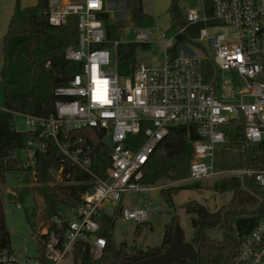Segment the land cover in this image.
<instances>
[{
	"label": "built area",
	"instance_id": "obj_1",
	"mask_svg": "<svg viewBox=\"0 0 264 264\" xmlns=\"http://www.w3.org/2000/svg\"><path fill=\"white\" fill-rule=\"evenodd\" d=\"M205 0L188 11L187 25L202 23L197 42L210 40L214 55H198L184 49L171 52L175 39L165 41L163 65L150 68L137 64L120 82L117 47L119 39L108 40L100 13L104 0H49L48 20L55 26L66 25L77 17L79 39L66 50L69 60L82 63L81 70L56 87L54 111L48 116L21 113L30 131L25 149L28 162L34 164L45 140H54L62 154L76 165L90 171L91 157L80 140L70 144L71 131L88 127L106 132L111 165L105 177H96L94 187L83 194L71 219L60 208L52 220L60 235L50 226L37 233L47 239V264H63L78 241L90 244L94 258L104 255L107 237L99 235L105 207L114 206V214L137 224L156 214L148 204L123 203L124 194H148L160 187L143 181L145 167L152 154L174 125H195L199 139L193 143L190 174L184 183L218 176L253 177L261 190L264 204V0ZM220 25L228 30L216 36L209 28ZM152 31L140 28L139 42L149 43ZM108 45L96 48L98 44ZM183 44H181L182 46ZM205 48V47H204ZM206 49V48H205ZM207 52V49H206ZM212 61L210 70L206 60ZM232 74L225 81V74ZM240 127L245 148L252 153L253 166L223 171L214 164L216 144L225 143L230 131ZM63 138V139H62ZM67 139V140H66ZM62 173V170L60 171ZM22 208V203H17ZM37 252V250H36ZM1 264H41L38 252L33 258L20 260L0 253ZM233 264H264V214L242 242Z\"/></svg>",
	"mask_w": 264,
	"mask_h": 264
},
{
	"label": "trees",
	"instance_id": "obj_2",
	"mask_svg": "<svg viewBox=\"0 0 264 264\" xmlns=\"http://www.w3.org/2000/svg\"><path fill=\"white\" fill-rule=\"evenodd\" d=\"M177 1L173 0L171 12L173 20L183 27L188 21L181 22ZM132 2L143 14L142 0H132ZM205 2L208 5V12H211L210 0ZM49 10V0H38L36 5L28 7L17 4L2 41L4 59L0 77L5 105L4 108H0V253H13L2 191L7 173L26 172V182L30 183L33 180L32 182L37 183L33 188L45 202L42 218L38 217L43 222L40 226L41 228L50 226V229L62 235L64 229H58L51 221L53 215L64 205H77L83 194L94 187L95 176L105 177L111 165V149L105 141L106 132L93 127L71 131L68 137L70 144H74L81 138L79 145L84 148L89 146L87 153L91 157L90 171H85L65 157L54 140L50 139L45 140L43 150L37 151L34 164L20 165L17 152L28 147V141L33 138L35 132L19 131L14 124V114L29 113L44 116L52 114L55 101L59 98L55 94V89L65 84L64 81L58 80L72 77L82 67L81 62L72 61L66 57L67 48L70 45L76 46L79 39L77 17L71 16L66 25L55 26L48 20ZM100 18L105 24L107 39L109 41L119 39L117 38L119 24L110 21V15L105 10L100 13ZM143 19L141 16H134V22H141ZM202 27V23H196L190 25L184 33L180 32L176 36L178 45L185 41L197 42L196 38ZM108 44L109 42L98 44L96 48ZM148 45L149 43L145 42L120 43L117 47L119 73L130 75L137 65L136 51L139 47L146 48ZM171 52L178 53V46L175 45ZM206 63L211 70L212 61L207 59ZM236 130L240 131L235 137L236 142L243 143L242 129L236 127L232 132ZM198 139L195 125L172 126L145 167L144 183L154 185L161 179L177 180L188 177L193 158V143ZM254 151L251 149L249 152V149L245 148L247 164L250 166L254 165L251 155ZM28 172H30L29 177ZM58 172L60 180L56 178ZM29 178H31L30 181ZM199 187V181L188 182L176 190ZM212 188L219 193L232 191L233 197L227 204L216 210H211L197 200L186 203L185 210L190 215L193 228L188 241L195 246L197 256L193 260L182 259L180 264H233L241 253L243 240L264 214L261 190L253 177L220 176ZM161 192L165 198L170 196L164 190ZM30 193L29 187L21 188L15 197L10 199H15L17 204ZM34 216H38L35 209L30 217ZM100 219L102 226L98 234L106 236L108 241L104 255L99 259L94 258L90 244L78 241L70 249L63 264H66L71 257H73V264L139 262L161 254L173 240L175 225L172 222L166 225L164 239L160 246L135 249L132 252L125 249V243L115 248L111 240L115 217L104 213ZM215 227L223 231V238L209 235L208 230ZM35 242L41 264H47L49 262L45 257L47 239L36 233Z\"/></svg>",
	"mask_w": 264,
	"mask_h": 264
},
{
	"label": "rangeland",
	"instance_id": "obj_3",
	"mask_svg": "<svg viewBox=\"0 0 264 264\" xmlns=\"http://www.w3.org/2000/svg\"><path fill=\"white\" fill-rule=\"evenodd\" d=\"M38 0H0V66L3 61L2 41L6 35L10 20L16 9L17 4L21 7L36 5ZM105 11L110 15V21L119 24L117 38L123 43L139 42L137 31L140 28H146L152 31L149 45L146 48L139 47L136 51L137 64H146L150 68H159L163 65L166 55L165 41L174 38L175 45L178 46V51L192 50L198 55L209 56L214 55V46L210 40L199 42L185 41L183 45H178L177 35L180 33L181 26L174 20L171 12L173 0H142V13L146 16L141 22L132 21V12L136 5L132 0H104ZM202 4V0H178L177 5L180 11V19L186 21L188 11L195 8L196 5ZM226 27L215 25L209 28V34L216 36L227 31ZM207 52H206V49ZM127 75L121 74L120 82L123 83ZM225 81H231L232 74H225ZM5 99L2 81L0 77V108H4ZM14 124L19 131H29L26 123V117L21 113L14 114ZM240 131H231L228 134L225 143L216 144L214 164L217 169L223 171L242 170L247 166L245 154V146L243 143H237L235 137ZM163 152V151H162ZM159 153V152H158ZM17 157L21 166H25L28 162L25 149L17 152ZM26 172H9L6 174V179L2 185L3 200L5 207L6 223L10 231L11 248L14 255L20 260L33 258L36 255L35 234L42 228L43 224L39 219L44 213V199L35 190L34 185L25 180ZM30 172L27 176L29 177ZM215 179L209 178L199 181V188H182L180 191L176 189L183 186L184 180L161 179L154 185L160 188L154 189L148 194L143 192H129L124 194L123 203H138L148 204L152 210H156L155 215H151L147 222L137 224L130 220H125L121 215L114 214V206L108 205L105 207L107 214L115 217L114 227L112 229V245L119 248L122 243L126 244L125 249L129 252L135 249H147L149 247L160 246L165 235V227L167 224L176 226L178 222L184 231L185 239L188 240L193 233V228L190 223V215L186 213L185 205L188 201L197 200L211 210H216L227 204L233 197L232 191L225 193L216 192L212 186ZM57 179H61L59 172L56 174ZM29 187L30 194L25 199L19 200L22 203V208H18L14 198L16 193L21 188ZM32 187V189H31ZM169 193L170 196L165 198L161 192ZM35 209L38 216L30 217L31 212ZM62 209L65 211V216L71 219L74 215V209L64 205ZM39 217V219H38ZM175 219V220H174ZM174 220V221H173ZM210 236L215 238H223V231L218 228L208 230ZM121 264L120 261H113ZM66 264H73V257L69 258Z\"/></svg>",
	"mask_w": 264,
	"mask_h": 264
},
{
	"label": "water",
	"instance_id": "obj_4",
	"mask_svg": "<svg viewBox=\"0 0 264 264\" xmlns=\"http://www.w3.org/2000/svg\"><path fill=\"white\" fill-rule=\"evenodd\" d=\"M137 6V5H136ZM132 21L134 16H141L146 18L137 9L132 12ZM68 79H59L58 81L66 82ZM197 256V250L191 241L185 239V234L180 224L177 222L171 245L166 248L161 254L139 262L127 261L122 264H180L182 259L193 260Z\"/></svg>",
	"mask_w": 264,
	"mask_h": 264
},
{
	"label": "crops",
	"instance_id": "obj_5",
	"mask_svg": "<svg viewBox=\"0 0 264 264\" xmlns=\"http://www.w3.org/2000/svg\"><path fill=\"white\" fill-rule=\"evenodd\" d=\"M3 59H4V53H3ZM2 64H3V61H2ZM2 64H1V66H2ZM1 66H0V69H1Z\"/></svg>",
	"mask_w": 264,
	"mask_h": 264
}]
</instances>
